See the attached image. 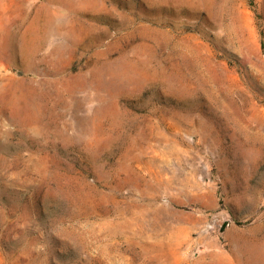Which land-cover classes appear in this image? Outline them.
Listing matches in <instances>:
<instances>
[{
    "label": "rangeland",
    "instance_id": "obj_1",
    "mask_svg": "<svg viewBox=\"0 0 264 264\" xmlns=\"http://www.w3.org/2000/svg\"><path fill=\"white\" fill-rule=\"evenodd\" d=\"M263 235L264 0H0V264H264Z\"/></svg>",
    "mask_w": 264,
    "mask_h": 264
},
{
    "label": "bare ground",
    "instance_id": "obj_2",
    "mask_svg": "<svg viewBox=\"0 0 264 264\" xmlns=\"http://www.w3.org/2000/svg\"><path fill=\"white\" fill-rule=\"evenodd\" d=\"M263 236H264V235H263ZM263 236H262L261 238H263ZM261 238H260V239H261ZM256 239H257V238H256ZM259 241H260V240H259ZM263 241H264V240H263ZM255 242H256V241H255ZM246 243H247V242H246ZM248 244H249V243H248ZM256 244H257V243H256ZM256 244H255V245H256ZM258 244H259V243H258ZM253 246H254V245H253ZM250 247L252 248V245H251ZM255 247H256V246H255ZM258 247H259V246H258ZM256 250H257V249H256ZM258 250H259V249H258ZM260 250H262V247H261ZM262 251H263V250H262ZM254 253H255V252H254ZM260 254H261V253H260ZM261 256H262V254H261ZM255 261H256V260H255ZM255 261H254V263H255Z\"/></svg>",
    "mask_w": 264,
    "mask_h": 264
}]
</instances>
